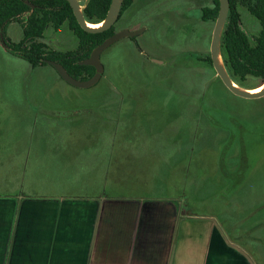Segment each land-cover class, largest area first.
I'll list each match as a JSON object with an SVG mask.
<instances>
[{
  "label": "rangeland",
  "instance_id": "374dc122",
  "mask_svg": "<svg viewBox=\"0 0 264 264\" xmlns=\"http://www.w3.org/2000/svg\"><path fill=\"white\" fill-rule=\"evenodd\" d=\"M213 5L134 0L116 32L145 30L102 53V76L90 87L68 83L51 64L33 68L0 39V193L64 194L94 189L103 172L108 186L111 176L128 185L138 180L123 173H144L142 185H154L146 196L215 218L264 264V97L234 95L196 59L210 53L215 22L201 12ZM241 11L245 30L258 34V20ZM22 21L6 28L12 42L22 39ZM43 40L59 51L78 44L67 24Z\"/></svg>",
  "mask_w": 264,
  "mask_h": 264
},
{
  "label": "crops",
  "instance_id": "0c3cea01",
  "mask_svg": "<svg viewBox=\"0 0 264 264\" xmlns=\"http://www.w3.org/2000/svg\"><path fill=\"white\" fill-rule=\"evenodd\" d=\"M106 174L94 189L0 193V264H254L215 218L146 196L144 173H123L130 186Z\"/></svg>",
  "mask_w": 264,
  "mask_h": 264
},
{
  "label": "trees",
  "instance_id": "16d2710c",
  "mask_svg": "<svg viewBox=\"0 0 264 264\" xmlns=\"http://www.w3.org/2000/svg\"><path fill=\"white\" fill-rule=\"evenodd\" d=\"M0 0V29L7 38L9 47L15 54L22 57L34 68L47 64L45 59H52L64 65L75 78L87 80L96 72L91 65H81L80 61L88 58L92 50L105 39L116 32L115 25L110 29L91 33L85 31L78 23L73 9L67 0ZM112 0H87L84 16L90 23L102 21L107 15ZM134 0H124L120 20L125 11L132 6ZM213 6H204L201 20L216 21L219 13V0H213ZM242 9L247 10L259 22L261 29L252 35L243 27ZM22 19V39L12 42L6 36L8 24ZM67 24L77 38V47L71 50L49 49L43 40L49 27L59 30ZM222 52L224 62L233 80L244 88H255L264 81V0H230L228 18L222 35ZM204 60L213 67L211 54ZM249 77H254L261 83H247ZM221 81V79L218 77ZM222 82V81H221ZM223 84V82H222ZM255 84L252 87H247Z\"/></svg>",
  "mask_w": 264,
  "mask_h": 264
},
{
  "label": "water",
  "instance_id": "95a60500",
  "mask_svg": "<svg viewBox=\"0 0 264 264\" xmlns=\"http://www.w3.org/2000/svg\"><path fill=\"white\" fill-rule=\"evenodd\" d=\"M74 12V15L80 24V26L87 32L91 33H99L106 31L113 27L116 22L118 21V18L121 13V8L123 5L124 0H112L110 7L108 9L107 15L105 18L97 23H90L86 20L84 16V9L86 7V3L84 5L81 4L80 0H67ZM26 2L31 5L32 8L35 6L29 1L26 0ZM219 13L217 16V19L215 21L214 30L211 38V48H210V54L212 58L213 67L218 75V77L221 79L223 84L226 86V88L233 93L234 95L245 98V99H260L264 97V81L255 88H244L238 83H236L233 78L231 77L229 71L227 70V67L224 62L223 52H222V35L224 31V27L228 18L229 9H230V0H219ZM145 30V27H141L136 30H129V29H123L120 31L115 32L113 35L105 39L101 44L96 46L92 52L91 55L80 61L79 64L81 65H91L95 67L96 72L93 75V77L87 79V80H81L73 77L67 69L64 67L63 64L52 60V59H45V62L47 64H51L55 67L59 75L68 83L77 86V87H90L94 84H96L103 73V65L101 63V55L102 53L110 47L113 43L120 40L124 37H136L139 34H141ZM1 38L4 40L3 36V26L0 31ZM9 48V47H8ZM255 89H259L257 91H254Z\"/></svg>",
  "mask_w": 264,
  "mask_h": 264
},
{
  "label": "flooded vegetation",
  "instance_id": "af4514ba",
  "mask_svg": "<svg viewBox=\"0 0 264 264\" xmlns=\"http://www.w3.org/2000/svg\"><path fill=\"white\" fill-rule=\"evenodd\" d=\"M0 31H1V29H0ZM4 36V35H3ZM0 39H1V41H2V43H3V45H5L6 46V44H7V38L4 36V40L1 38V35H0ZM7 47V46H6Z\"/></svg>",
  "mask_w": 264,
  "mask_h": 264
},
{
  "label": "bare ground",
  "instance_id": "6f19581e",
  "mask_svg": "<svg viewBox=\"0 0 264 264\" xmlns=\"http://www.w3.org/2000/svg\"><path fill=\"white\" fill-rule=\"evenodd\" d=\"M257 90H259V89H255L254 91H257Z\"/></svg>",
  "mask_w": 264,
  "mask_h": 264
}]
</instances>
